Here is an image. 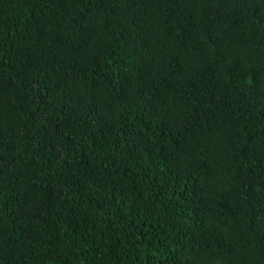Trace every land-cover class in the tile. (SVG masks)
Segmentation results:
<instances>
[{
	"label": "trees",
	"instance_id": "obj_1",
	"mask_svg": "<svg viewBox=\"0 0 264 264\" xmlns=\"http://www.w3.org/2000/svg\"><path fill=\"white\" fill-rule=\"evenodd\" d=\"M0 264H264V0H0Z\"/></svg>",
	"mask_w": 264,
	"mask_h": 264
}]
</instances>
